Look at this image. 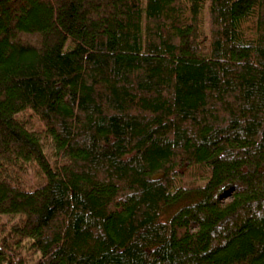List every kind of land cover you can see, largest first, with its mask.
<instances>
[{
  "label": "trees",
  "instance_id": "obj_1",
  "mask_svg": "<svg viewBox=\"0 0 264 264\" xmlns=\"http://www.w3.org/2000/svg\"><path fill=\"white\" fill-rule=\"evenodd\" d=\"M0 264H264V0H0Z\"/></svg>",
  "mask_w": 264,
  "mask_h": 264
},
{
  "label": "rangeland",
  "instance_id": "obj_2",
  "mask_svg": "<svg viewBox=\"0 0 264 264\" xmlns=\"http://www.w3.org/2000/svg\"><path fill=\"white\" fill-rule=\"evenodd\" d=\"M32 121H33L32 123H33V127H34V128L39 127V124H38L36 118L32 117Z\"/></svg>",
  "mask_w": 264,
  "mask_h": 264
}]
</instances>
